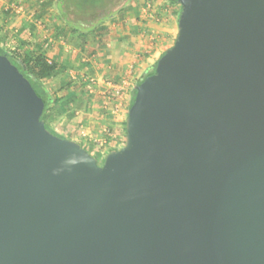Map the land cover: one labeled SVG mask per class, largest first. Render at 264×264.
<instances>
[{"label": "water", "instance_id": "water-1", "mask_svg": "<svg viewBox=\"0 0 264 264\" xmlns=\"http://www.w3.org/2000/svg\"><path fill=\"white\" fill-rule=\"evenodd\" d=\"M102 164L0 52V264H264V0H178Z\"/></svg>", "mask_w": 264, "mask_h": 264}, {"label": "rangeland", "instance_id": "rangeland-1", "mask_svg": "<svg viewBox=\"0 0 264 264\" xmlns=\"http://www.w3.org/2000/svg\"><path fill=\"white\" fill-rule=\"evenodd\" d=\"M101 2L102 0H97L98 4ZM161 2L162 0H103L101 6L113 12V15L103 22L109 30L103 36L96 34L95 30L88 32L85 43H79L76 34L66 24L63 29L59 26L57 29L60 30L53 34L52 17L47 20L49 14L52 15V10L55 12L56 22L63 23L57 8V0H20L14 3L22 6L20 26L23 20H26V26L20 28V39L24 40L23 37L29 39L35 32L41 34L42 38L47 34L58 41L64 40L68 44V51L63 49L70 58L68 66L76 75L77 89H81L79 86L81 81L88 82L91 78L94 79L90 86L92 91H89L87 85L84 87L88 91V95L83 98L85 106L79 104L77 109L91 108L86 114L85 127L90 131L87 137L91 146L88 148L80 144L97 159L99 164H102L108 152L125 144L124 122L127 118L132 89L138 79L153 67L161 54L174 44L177 37V23L171 35L168 36L162 31L165 27L164 23L167 22V13L160 10L159 7L164 6ZM3 4L1 3L0 8V25L7 16ZM178 8L177 5L175 12H178ZM39 9L47 10V13L49 9V14L45 15L42 12L39 14ZM70 16L73 17V14ZM124 29L131 32L130 38L121 36ZM119 37H124L131 43L130 49H126L129 56L127 65H119L116 61L101 62L99 56L102 45L115 42ZM17 38L16 34L9 32L7 47L14 46ZM82 62H86L83 67ZM67 81L68 78L63 73L56 78L45 79L57 96L64 93L63 88ZM60 114L57 113L56 116ZM62 120L64 119L61 118L59 122H63ZM52 129L58 133L56 129Z\"/></svg>", "mask_w": 264, "mask_h": 264}, {"label": "crops", "instance_id": "crops-1", "mask_svg": "<svg viewBox=\"0 0 264 264\" xmlns=\"http://www.w3.org/2000/svg\"><path fill=\"white\" fill-rule=\"evenodd\" d=\"M17 1H20V0H3L1 3L11 5V4L16 3ZM1 3H0V8H1ZM161 3L162 4L164 3V6L159 7L160 10H163L164 13H167V17H166L167 22L164 23L165 27L164 28L162 27L163 28L162 31L164 32V34L169 36L175 30V23H177L178 12H175L177 5L170 3L169 0H162ZM41 12L42 14L45 13V15H48L49 9H48V13H47V10L39 9L38 13L40 14ZM6 13H7L6 19H4V21H1L0 33L2 35L4 33L8 34L9 32L14 35L16 34V36L18 37L17 39L20 40V28H24L26 26V22H25L26 20H23L20 26V10L17 11L13 9ZM51 17H52L51 23L52 25H54L53 34L57 33L58 30L65 28L64 23L59 24L56 22L55 12H53V10H52V15L49 14L47 20ZM59 26H60V29H57L59 28ZM124 30L125 31L121 34V36L130 38L131 32L127 29H124ZM124 37H119L118 40H116L115 42L113 41L111 43L102 45V48L100 50L101 56H99V60L101 62L116 61L119 65H122V66L125 64L127 65L129 56L126 53L127 52L126 49L127 48L130 49L131 43L127 41ZM23 38L26 42L30 43L32 47L41 48L50 59H55L64 65V69H62L61 71H59L58 73H56L54 76H51V77L56 78L63 73L68 78V81L72 82L73 87L70 90L75 93L80 91L79 89H77L78 86L76 85V81H75L76 75H74V73L72 72V70H70L68 66L70 64V58L68 54L65 52V50L68 51V47H67L68 44L65 43L64 40L58 41L56 38L54 39L53 37L47 34H44V37L42 38L41 34H37L35 32L30 36L29 39H26V37H23ZM47 86L50 88L48 84ZM133 89H132V92H133ZM63 91H65V88H63ZM84 97L85 95H82V96L80 95L76 99V102L74 104L69 103V104H66L65 106H62L60 103L52 104L47 111L46 120L52 128L58 131V133H62L66 135V137L81 143L84 147L89 148L91 146V142L88 141L87 136L90 133V131L86 130L85 127L87 124L86 114L89 113L91 108L85 107L83 108L84 110L77 109L79 104L80 105L84 104L83 103ZM130 99H131V95H130ZM84 106L85 104L82 107ZM57 113H61L58 116L59 118L56 116ZM61 118L64 119L62 120L63 122H59Z\"/></svg>", "mask_w": 264, "mask_h": 264}, {"label": "trees", "instance_id": "trees-1", "mask_svg": "<svg viewBox=\"0 0 264 264\" xmlns=\"http://www.w3.org/2000/svg\"><path fill=\"white\" fill-rule=\"evenodd\" d=\"M102 2L98 4L97 0H57V8L62 22L70 27L71 31L76 34L80 41L79 43H85L88 32L92 30H95L96 34L99 36H103L108 32V27L104 25L103 22L108 17H111L113 12L107 11L102 7ZM169 2L179 6V13L181 5L178 0H169ZM71 14H73V17L70 16ZM8 35L9 33H4L0 36V52L10 57L19 69L30 79L32 85L43 98L45 107L42 118L48 126L49 123L46 120V114L52 104L60 103L62 106L69 103L74 104L80 95H88V91L84 88L87 85L86 81H81L79 85L81 89L77 93L70 90L73 85L71 81H67L64 86L65 91L63 95H55L47 86L45 79L54 76L64 69V65L55 59H50L41 48H34L23 39H17L15 45L8 48ZM85 65L86 62L81 63L82 67ZM154 68L155 64L151 69L147 70L138 81L153 71ZM135 92L136 90L134 88L129 105L134 101ZM124 126L126 135V121L124 122ZM49 128L53 130L50 126Z\"/></svg>", "mask_w": 264, "mask_h": 264}, {"label": "built area", "instance_id": "built-area-1", "mask_svg": "<svg viewBox=\"0 0 264 264\" xmlns=\"http://www.w3.org/2000/svg\"><path fill=\"white\" fill-rule=\"evenodd\" d=\"M3 8H4V10L5 11H10V10H20L21 8H22V6H20V5H15V4H3ZM92 82H94V79L93 78H91L88 82H87V86H88V89H89V91H92V89L90 88V86H91V84H92Z\"/></svg>", "mask_w": 264, "mask_h": 264}]
</instances>
